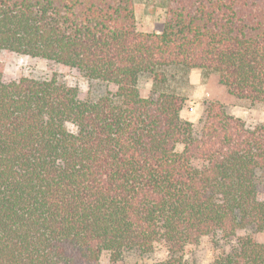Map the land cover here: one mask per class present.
I'll return each mask as SVG.
<instances>
[{"label":"trees","instance_id":"trees-1","mask_svg":"<svg viewBox=\"0 0 264 264\" xmlns=\"http://www.w3.org/2000/svg\"><path fill=\"white\" fill-rule=\"evenodd\" d=\"M0 0V49L77 68L116 87L82 100L55 79L6 81L0 62V264H100L104 251L190 264L203 237L234 242L215 264H264V126L220 102L201 134L174 93L143 96L141 76L213 71L238 99L264 102V0Z\"/></svg>","mask_w":264,"mask_h":264},{"label":"rangeland","instance_id":"rangeland-1","mask_svg":"<svg viewBox=\"0 0 264 264\" xmlns=\"http://www.w3.org/2000/svg\"><path fill=\"white\" fill-rule=\"evenodd\" d=\"M136 25L140 31L160 32L164 27L162 10L153 11L145 0L135 1ZM0 62L4 65L6 81L21 77L34 79H55L61 84L77 90L82 100H98L112 94L116 87L101 80L92 79L77 68L42 57H32L7 49H0ZM165 80L150 74L140 77L138 87L143 96H158L161 92L174 93L184 99L180 112L182 119L190 121L197 134H201L208 107L220 102L226 111L241 118L247 127L264 126V102L238 99L231 95L213 71L198 68L172 66L164 70ZM259 198L264 201V170L257 175ZM260 240L264 233H255ZM234 242H229L221 234L203 237L197 245L186 248L183 258L190 264H215L216 260L232 250ZM170 256L162 243H156L150 252L137 248L126 249L119 254L104 251L100 264H153Z\"/></svg>","mask_w":264,"mask_h":264}]
</instances>
